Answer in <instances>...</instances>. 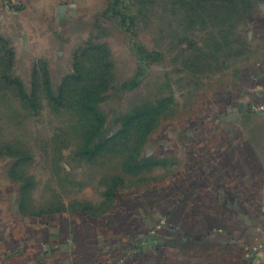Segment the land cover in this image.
Returning <instances> with one entry per match:
<instances>
[{"label":"crops","instance_id":"1","mask_svg":"<svg viewBox=\"0 0 264 264\" xmlns=\"http://www.w3.org/2000/svg\"><path fill=\"white\" fill-rule=\"evenodd\" d=\"M18 1L0 0L7 58L64 57L75 39L66 27L104 20L110 8V0ZM238 8L249 24L242 40L228 15L225 48L211 32V49L180 55L176 90L164 81L113 126L99 104L96 115L49 111L50 134L20 127L23 138H3L0 264H264V0ZM84 90L75 107L94 105L92 85Z\"/></svg>","mask_w":264,"mask_h":264},{"label":"rangeland","instance_id":"2","mask_svg":"<svg viewBox=\"0 0 264 264\" xmlns=\"http://www.w3.org/2000/svg\"><path fill=\"white\" fill-rule=\"evenodd\" d=\"M13 1L15 5L20 2ZM227 1L110 0L104 20L83 21L80 25L66 27V32L78 39L76 44L85 36L77 56H69L75 39L67 42L64 57L48 55L47 59L39 60L16 52V58H7L0 51L3 55L0 56V147L4 145L5 136L23 138L19 134L20 127L23 131L31 130L30 133L37 130L41 135L50 134L56 124L54 114L70 113L71 110L75 114L90 112L96 115L99 104L108 125L113 126L116 117L131 110L137 100L154 98L164 81L171 82L176 90L181 74L174 65L180 64V55L186 50L200 48V44L211 49L215 44L211 43V32L217 30L220 31L219 44L225 48L231 37L230 19L226 21L228 15L232 14L234 18V41L242 40L244 28L249 24L247 26L240 16L247 12L238 8L242 0H234V10L227 9ZM9 5L11 10H16L15 5ZM26 30L30 36H35L31 27L26 26ZM8 32L14 42L16 29L12 26ZM24 46L28 50V43ZM100 51H107L109 57H100ZM87 85L93 87L91 92L95 95L91 100L94 105L78 104L75 107L76 98L88 95L84 90ZM101 85L106 89L102 90L104 86ZM190 85L187 82L188 89ZM20 99H25L28 104H21ZM50 103L54 109L48 107ZM49 111L54 112L53 115ZM27 114L37 116L27 117ZM12 115L13 119L9 121L6 117ZM9 123L13 127L10 130L7 128ZM5 126L6 131H3ZM4 161L8 160L0 159V163Z\"/></svg>","mask_w":264,"mask_h":264},{"label":"built area","instance_id":"3","mask_svg":"<svg viewBox=\"0 0 264 264\" xmlns=\"http://www.w3.org/2000/svg\"><path fill=\"white\" fill-rule=\"evenodd\" d=\"M115 264H124V262H123V261H118V262L115 263Z\"/></svg>","mask_w":264,"mask_h":264}]
</instances>
